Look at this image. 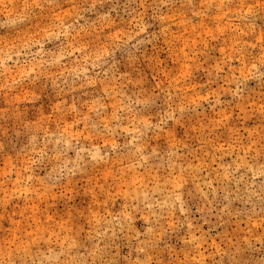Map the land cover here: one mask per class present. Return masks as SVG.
I'll use <instances>...</instances> for the list:
<instances>
[{
    "label": "rangeland",
    "instance_id": "obj_1",
    "mask_svg": "<svg viewBox=\"0 0 264 264\" xmlns=\"http://www.w3.org/2000/svg\"><path fill=\"white\" fill-rule=\"evenodd\" d=\"M0 264H264V0H0Z\"/></svg>",
    "mask_w": 264,
    "mask_h": 264
}]
</instances>
